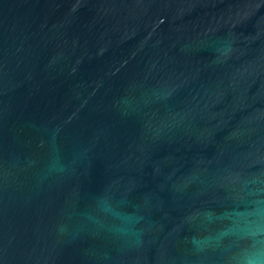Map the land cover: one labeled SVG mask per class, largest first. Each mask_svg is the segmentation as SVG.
Wrapping results in <instances>:
<instances>
[{"label":"water","instance_id":"95a60500","mask_svg":"<svg viewBox=\"0 0 264 264\" xmlns=\"http://www.w3.org/2000/svg\"><path fill=\"white\" fill-rule=\"evenodd\" d=\"M264 261V0H0V264Z\"/></svg>","mask_w":264,"mask_h":264},{"label":"clouds","instance_id":"9594fccd","mask_svg":"<svg viewBox=\"0 0 264 264\" xmlns=\"http://www.w3.org/2000/svg\"><path fill=\"white\" fill-rule=\"evenodd\" d=\"M247 264H264V261H260L257 259H250L247 261Z\"/></svg>","mask_w":264,"mask_h":264}]
</instances>
